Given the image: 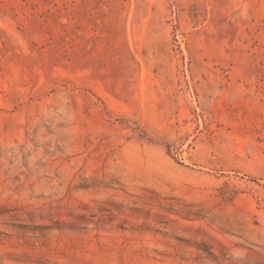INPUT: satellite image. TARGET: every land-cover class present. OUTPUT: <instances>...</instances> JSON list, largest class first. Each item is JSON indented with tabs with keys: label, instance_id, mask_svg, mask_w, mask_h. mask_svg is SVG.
Returning <instances> with one entry per match:
<instances>
[{
	"label": "rangeland",
	"instance_id": "374dc122",
	"mask_svg": "<svg viewBox=\"0 0 264 264\" xmlns=\"http://www.w3.org/2000/svg\"><path fill=\"white\" fill-rule=\"evenodd\" d=\"M0 264H264V0H0Z\"/></svg>",
	"mask_w": 264,
	"mask_h": 264
}]
</instances>
